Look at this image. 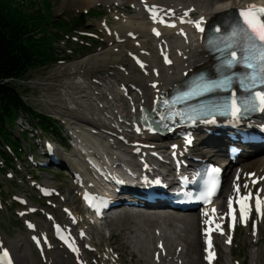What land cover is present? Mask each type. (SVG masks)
<instances>
[{"label": "bare ground", "instance_id": "bare-ground-1", "mask_svg": "<svg viewBox=\"0 0 264 264\" xmlns=\"http://www.w3.org/2000/svg\"><path fill=\"white\" fill-rule=\"evenodd\" d=\"M79 1L82 2V0ZM119 1H87L88 5L102 4L106 7H113L115 10L122 8L124 11H130L131 8L135 10L136 14L118 15V18L115 19L116 23L112 25H107L106 22L100 23L102 27L105 26L102 31L107 39V45L104 50L101 48L92 55H95V58L99 57L94 67L99 65L106 70L102 76L90 81L84 76L78 75L77 81L70 85L65 84V86H62L63 91L61 92L65 91V96L67 95L71 101L76 102L71 104L76 108H80L79 110L77 109L79 115L71 114V117L68 118L70 124H84L78 129H73L76 133V136H73L76 151L80 157H83L80 151L83 150L91 160L99 162L100 165L105 167L110 166L108 169L111 172L115 175H120L124 182V193L121 198L125 200L136 189V182L140 180L138 176H142L143 169L146 170V173L164 174L167 172L166 175L168 176V172L172 170L168 164L170 162L168 156L172 152L178 153L186 162V159H189L188 156H190L197 160L196 163L206 162L208 164H212V161L223 155V147H227L230 144L229 140L225 138L226 129L222 130V135L219 137L211 134V126L203 125L199 130H189L192 147L184 149L182 145L184 141L179 135L171 134L160 138L150 134L148 130L142 129L139 125L136 127L140 108L150 109L159 93L181 84L194 72L199 70L209 72L211 70L212 58L202 48L204 32H198L194 23H188L187 21H197L203 17L204 22L201 26L205 29L211 26V23L224 17L226 13L237 11L244 8L247 4L253 3L257 6H264V0H123V3ZM141 4L149 7L155 6L163 19L172 22L183 19L185 23L183 25L177 24L171 29L162 31L159 37H152L151 26L155 22L153 19L148 18ZM188 9H193V11L185 16L184 13ZM100 51L105 53V55L113 56L114 60L110 64H106L107 57L104 58ZM100 55L105 59L104 61L101 60ZM164 55L169 57L168 60L171 63L167 65L162 63ZM138 62L143 67L136 66ZM88 71L77 69L78 74L81 72L88 74ZM107 79L108 81L106 82ZM72 110L66 108L67 112H72ZM81 110L93 112L96 118L85 115ZM133 117L134 120L132 121ZM137 129L140 130L139 134H136ZM171 146H174V149H171ZM200 146H204V148L200 149ZM138 149L140 153L137 155L133 154ZM257 149H244V153L236 160L235 166L236 164L238 165L235 171H232L234 164L228 162V168L226 169L229 171L226 178L228 188L225 195L222 196L225 201L224 206L216 205L215 207L212 204L201 216L196 217L193 214H161L160 212L166 209L162 205L160 207L153 206L148 211L149 213H141L139 218H134L136 225L142 227L139 230L140 232L144 230V232L148 231L150 232L148 234H151L149 239L144 241L143 234L137 232L138 230L135 231L136 234L139 233V236L135 237L133 235L130 237L133 240L134 251L138 253L140 249L144 248L148 252L145 259L150 264H197L195 258H190V255H195L194 233L196 228V247L199 263L218 264L219 258L223 257V253H219L218 244L231 245L233 241V236L225 232V223L222 222L220 216H225L228 219L234 216L235 229L242 224L236 217L235 200L237 197L233 192V184L237 175L239 174L240 177L238 181L241 185L240 195H244L249 189L253 192L257 188L264 189V180H259L260 177H264V154L257 156L259 154L255 152ZM71 170V174L68 170H65L63 174L69 178L71 177V180H75L73 189H78L79 181L83 185L91 188L95 187L94 178H92V181L89 178L92 171L91 169L90 171L88 170L84 161L71 164ZM248 174L255 175L249 177ZM253 179L259 180L258 184L253 185ZM245 183L248 184V189L243 188ZM52 190L53 195L58 192V189ZM261 196L264 197V192L261 193ZM230 197L233 199L232 215L228 214ZM60 200L65 202L64 198H60ZM130 201L140 202L132 199H128L127 202ZM249 203L252 204V210L248 214L245 229L249 231L250 237L257 236L259 239V235L261 236L262 234L261 228L263 227L260 228V226L264 223V219H262L263 216H260V226H255V234H253L254 230L250 232V222L256 212L253 209V200L249 201ZM128 208L132 207L128 206ZM64 210L67 214L64 226L67 229L71 231L77 229L76 233L78 234L82 228L86 233L88 228H93L88 216L81 218L76 209L64 208ZM45 216L49 221L46 228L39 227L37 223H32V229L28 231V234L31 235L30 238L39 235L42 240L41 251L40 249L37 250L43 264H54L61 256L66 260H71L74 264H88L87 262L93 259L98 261L99 254L96 249L86 246L79 238H76L79 252L62 251L58 245L53 244L49 232L53 230L55 216L51 214ZM144 220L147 223H144ZM206 220H211L212 222L206 224ZM149 224H152L151 229L146 230V226H149ZM217 225L220 226L219 229H217ZM221 231L223 234H221ZM206 232L208 233L207 236ZM90 234V232L86 234V239H88ZM219 236H224L226 241H228L230 236L231 243L220 239ZM209 237L211 241L209 251L214 253V257L210 261L206 259L208 255V252H206L208 247L206 240ZM136 238L138 239L136 240ZM258 239L251 242L252 246H257L260 242ZM17 249H20V251ZM16 250L20 255L17 252L15 254L14 251ZM85 250L91 253L93 259H90ZM3 251L12 255L14 264H20L25 261V249L21 240L10 246L3 234L0 233V252ZM232 253L233 250L229 249L230 257ZM247 258L250 260V264L259 263V256H257L256 252H249ZM97 264L100 263L97 262ZM223 264H244V262L230 258Z\"/></svg>", "mask_w": 264, "mask_h": 264}, {"label": "rangeland", "instance_id": "rangeland-1", "mask_svg": "<svg viewBox=\"0 0 264 264\" xmlns=\"http://www.w3.org/2000/svg\"><path fill=\"white\" fill-rule=\"evenodd\" d=\"M2 1L12 5L17 10H21L20 12L27 16L29 20H33V24L41 25L39 30H37V37L44 38L49 42L54 49V53L57 54L55 62L28 71L22 80L14 82L13 85L18 88L19 92L24 94V98L28 99L27 104L29 106L38 107L40 110L59 119L58 127L63 138L67 139L70 135L69 132L75 135L76 133L73 129H78V127L80 128L84 124L76 122V124H70L68 118L71 117V114H78L80 108H76L71 104L72 102L74 104L76 102L71 101L67 95L65 96V91L61 92L63 91L62 86L75 83L78 75L84 76L88 81L103 75L106 69L99 65L94 67L99 57L95 58L96 56L92 55L101 48L104 50L107 45V39L102 31V28H105V26L102 27L100 23L106 22L107 25L115 24V19L118 18V15H135V10L131 8L130 11H124L122 8L115 10L113 7H106L102 4L88 5V0H82V2L79 0ZM119 2L123 3L124 1L120 0ZM75 22H79V24L77 25ZM63 27H66V30ZM100 52L102 53V51ZM102 55L104 58L107 57L106 64H110L114 60V57L111 55H105V53H102ZM102 55H100V58L104 61L105 59ZM78 68L89 70L88 74L85 72L78 74ZM66 108L73 110L72 112H67ZM81 111L91 118H96L93 112ZM72 142L74 144V139ZM58 143L57 150L59 153L57 154L62 158V161H65L64 163L61 162L60 167L42 168L36 166L37 164H31L27 161V153L25 152L21 155V160L13 158L15 162L12 163V167H6L4 171H0V233L3 234L10 246L21 240L25 249V261L20 264H43L41 262L42 258H39L38 254L34 252V248L23 225L24 220L36 222L39 227L46 228L49 221L45 215L51 214L55 216L54 223L62 225L67 217L64 208L76 209L81 218L85 217L76 193L77 190H73L71 178L65 177L63 174L74 162L82 163V157L79 156L76 150L69 147L63 148ZM199 148L202 149L204 146H200ZM223 150H225L224 147ZM2 165L0 164V166ZM237 165L232 171L236 170ZM37 184L40 186H55L58 192L50 199H43L35 188ZM227 188L228 183L225 182L221 196L225 195ZM16 197L25 198L26 202H28L26 206L39 209L41 212L37 211L35 214H28L26 206H20L16 202ZM60 198H64L65 202H61ZM219 202H223L221 197L219 198ZM147 212L148 210L133 209L126 211L123 215H119L120 217L118 216L115 219L109 220L103 224V227L95 229L86 228L87 233L90 232L91 234L88 236V239H83V243L88 247L95 248L99 254L98 261L97 259L95 261L91 253L85 250L90 259H93L87 263L150 264L145 259L148 252L144 248L140 249L138 253L135 252L133 240L130 239L133 235L138 237L139 233L136 234L135 231L138 230L137 232H140L139 230L142 228L140 225H136L135 219L139 218V214ZM160 213L167 214L171 212L164 210ZM260 219V217L254 216L250 222V232L253 231V224L260 226ZM144 223L147 222L144 220ZM151 226L152 224L146 226V230L151 229ZM260 228L262 234L261 236L259 235V239L257 236L250 237L249 231L243 225L237 227L234 232L228 231L233 236V241L231 245L218 244L219 253H223V257L219 258L218 264H223L230 258L239 262L243 261L244 264H250V260L247 258L249 252H256L257 256H259L258 264H264V223ZM140 233L143 234L144 241H147L149 236H151V234H148L150 233L148 231L144 232L143 230ZM194 237L195 255H189L190 258H195L197 264H200L199 257L197 256L196 228ZM219 238L226 241L224 236L223 238L219 236ZM257 239L260 242L256 247L252 246L251 242ZM229 249L233 250L231 257L229 256ZM17 250L20 251V249ZM17 250L14 251L15 254L17 252L20 255ZM54 264L74 263L61 256Z\"/></svg>", "mask_w": 264, "mask_h": 264}, {"label": "snow or ice", "instance_id": "snow-or-ice-1", "mask_svg": "<svg viewBox=\"0 0 264 264\" xmlns=\"http://www.w3.org/2000/svg\"><path fill=\"white\" fill-rule=\"evenodd\" d=\"M150 11H152V18L156 19V7L153 6ZM193 9H188L184 15L187 16L189 12ZM237 14L239 17V22L232 27L230 34L224 37L228 42L224 44L222 51L226 54L225 58L222 61L221 67L227 70H231L237 65H241L247 71L243 75V78L240 79L241 88L248 94L244 99H238L236 93L233 91L228 100L224 101L222 104H217L211 108H207L196 116H189L188 119L195 121L200 117H212V121L207 119L204 120L205 123L213 122L216 115H230L234 120H238L244 114L249 111H255L257 109L264 110V6H257L256 4L250 3L247 4L244 8L238 9ZM164 23L163 20L160 21ZM181 22H185L183 19ZM188 23H194L196 29L200 32L204 31V28L201 27V24L204 22V18L201 17L197 21H187ZM174 27V25H168ZM155 32V29L153 30ZM216 33H221V28H215ZM183 34V33H181ZM156 35H159L156 32ZM238 52L240 55H238ZM166 63H171L170 60L165 57ZM143 67V65H141ZM236 77L225 75L223 79L217 81H207L202 91L195 93V95H203L208 92L223 90L227 91L232 84L233 79ZM155 87V85H153ZM260 89V90H257ZM192 93H185L182 99H188L192 97ZM165 105H168L170 102L165 100L163 101ZM173 105L175 101L171 102ZM155 110V109H154ZM175 115H183L182 113H175ZM147 119V117H144ZM165 119L164 116H161V120ZM139 131V129H137ZM186 143H191V140H186ZM220 170L218 168L210 169V174H216ZM249 177L254 176L255 174H248ZM240 177L237 175L236 181L233 184V192L235 193L237 199L235 203L239 206V220L242 223H246L248 219V214L252 210V204L249 201L254 200V210L258 216H264V197L261 196V193L264 192V189L257 188L255 192L252 190H247L244 195H240L241 185L238 183ZM259 180H264V177H260ZM259 180L253 179L252 184L256 185ZM159 183V181H157ZM217 188V183L212 180L210 187L203 194V199L207 203L209 198L215 193ZM244 189H248V184L243 185ZM233 199L229 198V215L233 213ZM215 211V209H213ZM207 215V213H205ZM235 221V217L233 216ZM211 220H206V224H210ZM217 229L220 228L219 225L216 226ZM232 227V225H230ZM253 234H255V224H253ZM210 231V230H209ZM221 234L223 232L221 231ZM208 233L206 232V236ZM227 243H231V237L229 236ZM208 247L206 252L208 255L206 259L209 261L214 257V253L209 251L211 248L210 237L206 240ZM4 257H7V252L3 254ZM2 259V258H0Z\"/></svg>", "mask_w": 264, "mask_h": 264}, {"label": "trees", "instance_id": "trees-1", "mask_svg": "<svg viewBox=\"0 0 264 264\" xmlns=\"http://www.w3.org/2000/svg\"><path fill=\"white\" fill-rule=\"evenodd\" d=\"M20 11L0 0V147L4 144L10 146L17 156L20 147L11 133L12 122L20 111L29 115L32 113L22 102L17 88L5 81L23 79L28 71L57 59L51 44L37 37L41 25L33 24V20ZM63 28L66 30V27ZM35 117L32 114L31 118ZM39 124L48 130L52 121L41 117ZM52 130L54 136L59 137L58 128L54 126ZM0 153L9 167L12 158L1 149Z\"/></svg>", "mask_w": 264, "mask_h": 264}]
</instances>
